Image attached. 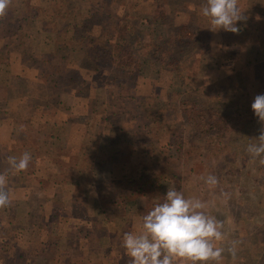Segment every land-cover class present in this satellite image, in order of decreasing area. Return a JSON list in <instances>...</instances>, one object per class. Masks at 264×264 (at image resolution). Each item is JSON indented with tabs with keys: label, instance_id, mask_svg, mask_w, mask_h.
Instances as JSON below:
<instances>
[{
	"label": "rangeland",
	"instance_id": "rangeland-1",
	"mask_svg": "<svg viewBox=\"0 0 264 264\" xmlns=\"http://www.w3.org/2000/svg\"><path fill=\"white\" fill-rule=\"evenodd\" d=\"M204 2L11 0L0 17V171L11 199L0 208V264H129L123 235L142 230L169 188L209 202L224 223L220 246L240 242L221 264H264V165L246 150L262 127L251 105L264 94V0H239L247 20L238 34L210 31ZM122 24L132 31L115 33ZM92 38L104 51L128 46L135 78L92 61ZM59 103L111 115L86 123L103 161L89 169L96 150L88 148L58 173L34 178L31 161L10 170L7 158L22 155L19 114L65 113ZM208 175L215 187L201 179Z\"/></svg>",
	"mask_w": 264,
	"mask_h": 264
},
{
	"label": "clouds",
	"instance_id": "clouds-1",
	"mask_svg": "<svg viewBox=\"0 0 264 264\" xmlns=\"http://www.w3.org/2000/svg\"><path fill=\"white\" fill-rule=\"evenodd\" d=\"M10 4L11 0H0V17L6 15ZM200 14L207 18L213 33L223 30L238 34L237 22L247 20L239 0H205ZM251 108L262 127L260 135L251 139L256 143H250L246 150L264 165V94L254 98ZM31 159V154L24 152L19 159L9 156L7 163L10 170L19 173L28 169ZM201 179L210 187L218 183L214 175ZM7 185L8 172L0 171V208L11 204ZM209 206L208 201L186 198L182 191L169 188L162 202L142 217V230L123 235L122 246L130 257L129 264H221L225 251L234 259L240 242L232 241L227 249L220 246L225 239L224 223L209 214Z\"/></svg>",
	"mask_w": 264,
	"mask_h": 264
},
{
	"label": "crops",
	"instance_id": "crops-1",
	"mask_svg": "<svg viewBox=\"0 0 264 264\" xmlns=\"http://www.w3.org/2000/svg\"><path fill=\"white\" fill-rule=\"evenodd\" d=\"M25 67L30 68L28 66ZM23 70L27 71L25 68ZM59 110H63L65 113L19 114V117L21 116V120L19 123H17V126H19V142H21V144H19V154L27 152L25 150L29 151V149H32L30 154L32 157L31 162L34 165V168L31 173L33 177L35 176L34 178H38V174L41 173V171L42 173L48 171L58 173L61 165H64L65 162L70 160L72 156H77V158L83 157L85 150L88 148L96 150L94 152L96 154L92 155L93 159L91 164L88 166L90 167L89 169H93V166H96L97 163H101V161H103L102 151L97 150L98 146L92 143L93 141H91L88 136L89 133H95L97 130L94 131V125H89L86 123L87 121H91L90 119L92 118L99 117L103 119L104 116L105 118H109L111 115L107 114L101 116L99 113H70L71 110L66 112L68 107L66 108L63 103H59ZM9 116L10 113H8L4 118L7 119L8 123H14L12 119H9ZM76 119H78V121ZM109 127L113 129L112 125H109ZM101 130H98V137H101L103 140L105 136L109 138V130H105V127H103ZM121 130L122 127L119 126L114 133L120 134ZM72 133H80L83 135V138H81V135L80 139L77 141L76 135L71 137ZM28 135H30V137ZM85 136H87V138H84ZM8 137L10 138V135ZM9 142L10 141L7 143ZM12 148L13 145H8V149ZM110 148L114 149V147L109 146V149ZM41 165H43V169H41ZM84 170L85 168H83V171ZM78 171L79 173L77 171L75 173L79 177L83 171L81 169ZM91 171L92 170H87V172L83 174L86 175L89 173L95 183V173L92 174ZM60 181H63L64 184L66 183L67 179L53 178L52 180V182L56 183H60ZM56 186H60V184H56Z\"/></svg>",
	"mask_w": 264,
	"mask_h": 264
},
{
	"label": "trees",
	"instance_id": "trees-1",
	"mask_svg": "<svg viewBox=\"0 0 264 264\" xmlns=\"http://www.w3.org/2000/svg\"><path fill=\"white\" fill-rule=\"evenodd\" d=\"M111 16V15H110ZM91 19H86V21L90 22ZM94 24L98 23L95 21ZM132 29L129 27V25L122 24L120 26V30L115 32L117 34H121V36L125 35L126 32H131ZM10 34V33H8ZM104 36H106V33H103ZM11 35V34H10ZM114 35L112 36V38ZM94 38L89 40L88 43V49H87V56H91L93 59L92 61H98L106 59L110 65H113V70L115 68V72L117 75H121L123 77H131L135 78V74L137 75V65L135 61L133 60V53L129 51L128 46L123 49L118 44L114 45V47L110 50V48H107V51L102 50L98 46H93ZM43 80L46 82H49L48 79L43 78ZM5 257L0 256V262L4 261Z\"/></svg>",
	"mask_w": 264,
	"mask_h": 264
}]
</instances>
